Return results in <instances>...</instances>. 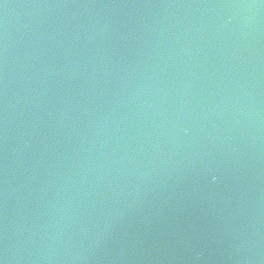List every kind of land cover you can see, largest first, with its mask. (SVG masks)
<instances>
[{
    "label": "water",
    "instance_id": "water-1",
    "mask_svg": "<svg viewBox=\"0 0 264 264\" xmlns=\"http://www.w3.org/2000/svg\"><path fill=\"white\" fill-rule=\"evenodd\" d=\"M0 264H264V0H0Z\"/></svg>",
    "mask_w": 264,
    "mask_h": 264
}]
</instances>
